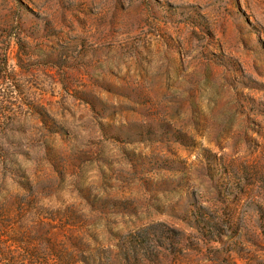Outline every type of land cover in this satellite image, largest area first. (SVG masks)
I'll return each mask as SVG.
<instances>
[{
	"label": "rangeland",
	"instance_id": "374dc122",
	"mask_svg": "<svg viewBox=\"0 0 264 264\" xmlns=\"http://www.w3.org/2000/svg\"><path fill=\"white\" fill-rule=\"evenodd\" d=\"M137 236L264 264V0H0V264Z\"/></svg>",
	"mask_w": 264,
	"mask_h": 264
},
{
	"label": "trees",
	"instance_id": "16d2710c",
	"mask_svg": "<svg viewBox=\"0 0 264 264\" xmlns=\"http://www.w3.org/2000/svg\"><path fill=\"white\" fill-rule=\"evenodd\" d=\"M174 241V240H171V242ZM177 245V244H175ZM160 246V245H159ZM162 248H166L165 246H161ZM152 247L150 245V243H148L145 239L141 238L140 236H137V237H131L129 240H128V243L125 245V250L128 252V251H136V250H140V251H144V252H150V254L148 253L147 257L151 258L150 256H152V259H149L147 261H149L150 263L152 264H159L160 261L159 260V257H158V252L155 251V248L154 249V253L155 255L153 254V250L151 251Z\"/></svg>",
	"mask_w": 264,
	"mask_h": 264
}]
</instances>
